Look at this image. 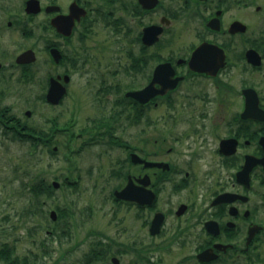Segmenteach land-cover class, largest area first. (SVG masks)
Returning <instances> with one entry per match:
<instances>
[{
    "label": "flooded vegetation",
    "instance_id": "obj_1",
    "mask_svg": "<svg viewBox=\"0 0 264 264\" xmlns=\"http://www.w3.org/2000/svg\"><path fill=\"white\" fill-rule=\"evenodd\" d=\"M28 1L9 10L30 36L23 19L45 15L52 64L34 96L65 104L48 141L57 149L64 134L72 150L80 138L76 151L115 183L110 199L143 219L129 264H264V0H40L36 13ZM29 48L36 60L18 63ZM26 49L10 66L0 51V71L19 70L0 82V111L18 119L2 100L36 83L38 52ZM146 176L147 203L117 195Z\"/></svg>",
    "mask_w": 264,
    "mask_h": 264
},
{
    "label": "rangeland",
    "instance_id": "obj_2",
    "mask_svg": "<svg viewBox=\"0 0 264 264\" xmlns=\"http://www.w3.org/2000/svg\"><path fill=\"white\" fill-rule=\"evenodd\" d=\"M23 2L0 0V51H7L8 57L4 58L3 64L10 66L23 49L33 47L37 50L38 61L29 69L30 73H35L36 83L20 84L15 87L16 95H9L8 91L2 104L12 106V112L28 126L49 131L50 117L58 115L61 124L64 123L65 104L53 107L34 96L39 84L45 82L52 64L45 50L47 39L43 38L48 34L42 28L46 24L45 15L23 19L28 20L27 26L33 27L30 36L22 32L23 22H19L21 19L16 15L19 13L9 10L10 7H19V10L22 7L23 12ZM13 18L16 22L8 26V20ZM11 70L0 71L1 83L10 81L15 85L19 70L14 69V76H9ZM27 109L31 110L30 115L26 114ZM12 138V134L5 133V128L0 125V246L6 241L15 245L17 254L27 256L32 264H88L87 253L96 242L112 239L114 242L110 244L106 259L92 264H112L113 255L121 259L120 264L133 262L136 255L126 244L147 239L143 219H135L134 209L128 211L110 199L115 183L107 181L104 175L98 178L96 170L90 166L92 160H87L88 156L84 157L82 151H76L80 149L81 139L73 140L71 150L64 145V134L55 135L57 153L52 154L47 146L33 148L21 139ZM68 164L74 165L69 168ZM96 169L98 171L97 166ZM37 174L50 183L58 180L61 186L54 188L49 196H43V211L35 215L33 209L38 205L37 197L30 186ZM57 206L63 211L62 216ZM52 209L59 213L56 221L50 218Z\"/></svg>",
    "mask_w": 264,
    "mask_h": 264
},
{
    "label": "trees",
    "instance_id": "obj_3",
    "mask_svg": "<svg viewBox=\"0 0 264 264\" xmlns=\"http://www.w3.org/2000/svg\"><path fill=\"white\" fill-rule=\"evenodd\" d=\"M0 112L3 114L0 115V125L5 128V133H11L15 140L21 139L24 142L29 143V145L36 147L37 145H43L42 142H45V145L48 147L49 151L52 154H56L57 151L54 149L53 143L48 141V137L51 136L48 130H36L28 124H25L20 119L12 117L11 112L8 109H3ZM74 164L69 165V168L73 167ZM38 176V177H37ZM35 180L31 183L30 190L37 197V206L33 209V214L36 215L38 212L43 211V201L41 199L43 196H49L53 191L54 187L52 183L47 181L44 177H41L37 174ZM69 184V182H66ZM60 215L62 216L63 211L59 206ZM111 249V246L106 244H96L92 249L87 253L86 263L92 264L100 256H107L108 251ZM0 264H32L30 259L27 256L18 255L15 251V245L9 242H2L0 246Z\"/></svg>",
    "mask_w": 264,
    "mask_h": 264
},
{
    "label": "water",
    "instance_id": "obj_4",
    "mask_svg": "<svg viewBox=\"0 0 264 264\" xmlns=\"http://www.w3.org/2000/svg\"><path fill=\"white\" fill-rule=\"evenodd\" d=\"M41 3L40 0H29L27 4V11L29 12H39L41 10ZM36 60V53L33 49H27L20 53L17 57V62L23 63V62H31ZM56 78H52V84L51 88L48 92V100L52 102H58L59 99L62 97V95L65 92V88L60 84L57 83ZM135 96L140 97L141 99H144V95L147 94V87L141 91H136L133 93ZM30 114V111L27 112ZM135 161H143L139 155H136ZM145 165L147 166V161L145 162ZM141 183L136 184L133 180L129 181L127 186L122 190H117L116 193L118 196L135 200L141 203H147V176L140 180ZM53 185L55 187L60 186V182L57 180L53 181ZM50 215L53 219H57V211L52 210L50 212ZM113 261L115 263H119V258L113 257Z\"/></svg>",
    "mask_w": 264,
    "mask_h": 264
}]
</instances>
